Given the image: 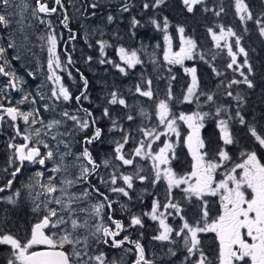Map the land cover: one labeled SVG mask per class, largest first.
I'll list each match as a JSON object with an SVG mask.
<instances>
[{
    "label": "snow or ice",
    "instance_id": "1",
    "mask_svg": "<svg viewBox=\"0 0 264 264\" xmlns=\"http://www.w3.org/2000/svg\"><path fill=\"white\" fill-rule=\"evenodd\" d=\"M181 4L190 14L198 7L216 18L225 13L222 5L209 7L206 0ZM233 6L243 31H250L251 22L264 41V0L255 4L234 0ZM69 7L78 19L99 20L85 35L88 47L98 48L97 63L125 78L141 68L138 82L126 90L116 83L101 89L99 116L84 106V101L94 102L89 80L79 68L78 95L61 75L66 72L75 82L69 70L75 66L71 52L65 48L62 59L58 51L63 40L59 28L68 30V42L77 39L70 28ZM167 7L169 0H0V33L7 35L0 36V77L5 78L0 84V133L11 129L5 145L10 155L2 170L10 178L0 184V204L11 206L0 209V248L7 250L0 264H264V162L258 155L264 149V112L249 119L246 94L236 90L257 86L249 53L241 43L244 37L224 23L207 26L215 49H226L228 60L221 69L215 63L219 52L209 49L211 55L206 56L182 24L175 25L180 44L178 51L173 50L169 32L173 24L162 15ZM125 17L128 31L114 30L104 39L105 30ZM146 26L162 34L163 46L157 43L149 52L144 44L135 48L121 43L125 36L134 39ZM94 35L99 38L89 42ZM35 42L47 52L46 68L39 66L50 85L46 92L44 84L28 91L24 77L12 67L13 60L32 52ZM108 49L118 59L110 58ZM9 50L15 53L11 58ZM145 55L155 77L145 74ZM239 56L244 57L242 62ZM93 59L89 55L85 62ZM196 59L218 78L215 90H206L195 65L186 66V61ZM176 66L188 77L179 94L173 86ZM228 70L239 78H229ZM27 75L36 78L34 71ZM160 81L165 82L163 89ZM177 104H194L196 110L176 113ZM208 119L216 122L219 132L214 146L201 136ZM181 124L188 129L183 137ZM240 131L250 143L236 159L231 149L240 142ZM97 144L111 148L102 161L94 155ZM181 144L191 156L186 171L174 165L180 160ZM26 164L39 168L15 188ZM161 185L163 193L157 190ZM145 196L151 197L146 209ZM25 210L31 220L25 218ZM20 219H25L23 226ZM146 220L155 225L151 242L159 245L151 256L142 243ZM208 234L214 236L211 250L205 241Z\"/></svg>",
    "mask_w": 264,
    "mask_h": 264
},
{
    "label": "rangeland",
    "instance_id": "2",
    "mask_svg": "<svg viewBox=\"0 0 264 264\" xmlns=\"http://www.w3.org/2000/svg\"><path fill=\"white\" fill-rule=\"evenodd\" d=\"M170 1H175V0H170ZM176 1H178V0H176ZM28 2L31 3V2H33V0H28ZM113 2H117V0H113ZM207 2H208V0H206V3ZM250 2L255 4V0H250ZM215 5H217V7L222 5L225 8V13L222 14V17L214 18V16H212L211 13L205 14L204 12H200L201 7H198L196 12L192 13V14H194L192 16H194L196 18L198 12H200L201 16H203V15L205 17L212 16L210 18V20L212 22L208 26H214L217 22L224 23L225 25H228V26H232L238 32V34H241L244 37L241 43L246 48V50H247V48L249 49V50H247L248 53H249V57H248L249 61H250V59L253 60V58H256V64H257L256 66H258L260 69H261V66L264 67V50H263V52L261 54V52H256L255 49H250L249 47L246 46L247 43H251L253 41L256 43V40L257 41H261L263 43H264V41H262L258 37V34L255 35V38H256V40H255V38L251 34V30L249 32H247V33H245L243 31V27L244 26L240 23L238 17L235 15V9H234V6H233L234 5V0H216L215 1ZM174 13L178 16V18H177L178 23H173L172 22L173 27L169 29V32H170V34L173 37V50L178 51L179 50V44H180V38H179V34L175 30V25H177V24H182L183 26L186 25L187 26L186 30H193L192 29L193 24H192V22H188L187 21L188 13L183 9L182 5H180V6L178 5L177 6V3H176L175 12ZM70 14H72V16H73L74 24H79V25L76 26V28L82 34V39L80 38V40L83 42L84 45H88V43L85 42L86 32L90 31L91 28H94L96 26V24L99 23V20L96 19V18H93L91 21H84V20L78 19L76 17V15H75V9L74 8L71 9ZM205 17H203V18H205ZM190 18H192V17H190ZM221 18H223L224 20H219ZM52 19L55 20V17H53ZM200 19H199V21H200ZM198 23L199 22H197V24ZM82 25H84V26H82ZM251 27H253V26L251 25V22H249V28L251 29ZM114 30H120L122 34L126 33L128 31V20H126L124 18L122 22L109 26V28L105 30L106 34H105V36L103 38L104 39H108V34L111 31H114ZM59 31L63 33L62 27L59 28ZM145 31H148V32H145ZM0 36H3L4 39H7L6 33H0ZM67 37L68 36L63 33V40H61L60 46L58 48V51L60 52L62 59H64V53H62L63 52L62 45L64 43V39H66ZM97 38H99V37L95 36V35L91 36L89 38V42L94 43V40L97 39ZM233 39L234 38H228V42L232 43ZM196 40H197L198 44L201 46L199 50L203 51L206 54V56H210L211 55V53H209V51H208L209 49H211L212 52H219L220 54L221 53L226 54V49H224L223 51L215 49L214 44H213L210 36L207 34L206 30H204V35L199 36L198 39H196ZM2 43H3V40H0V44H2ZM71 43L72 44H69V48L70 49H72V48L76 49L77 45L73 44L74 42H71ZM121 43H124L126 46H131V47H135V48H139L141 46V44H144V45L148 46V51L151 52L152 49L155 47V45L157 43H159L161 46H163L164 42H163V38H162V34L161 33L155 31L150 26H146V27H143V28H140V29L137 30V36L134 39L129 40L127 38V36H125V39L123 41H121ZM221 43H222V46H223V41ZM80 46H78V48H77L79 54H81V52H83V51H85V53L82 54V57L79 55V59L78 60L75 59V61L78 62L80 67H83V69H84L85 65L88 64V67L86 68V71L93 77L92 80L96 84L94 86V88L93 87L89 88V95H90V98H91V94H92L93 97L91 98V100L94 103L89 104L88 101H84V106L85 107H90V108H93V109H97L96 105L99 103V100L97 98L102 96L101 89L104 88L106 84L116 83V84L120 85L123 89L126 90L132 84L138 82L139 75H140V72H141L140 66H138L137 69L134 70L129 77H127V78L121 77V76H119V74L115 73V70L112 69L110 66L100 65L99 63L96 62L97 58L99 57V52H98V48L97 47H95V46H93L92 48L88 47L89 51H86L84 48H80ZM33 52L35 53V55L32 54ZM90 52L95 53V55L91 54ZM254 52H256V53H254ZM254 54H258V56L254 55ZM8 55H9V58H11L13 55H15V53L12 50H9ZM89 55L93 56L94 59H93V61L91 63H86L85 62L86 61V57L89 56ZM108 55L112 59H118L117 56H116V53H115V51L113 49H108ZM22 56H23V58L20 61L13 60L12 67L16 71L17 75L24 77V79L26 81V89L28 91L35 92L37 90L38 86L44 84L45 85L44 86V91L46 92L47 91V87L50 86V85H48L47 82L45 81V75H44L43 72H41V69L39 67L40 65H44L45 68H46V60H47V52H46V50L45 51H41V49L39 47V43L35 42V47L32 49V52H29V53H26V54H22ZM157 56L162 59V52H160L159 49H157ZM257 57H259L260 60H258ZM144 59L146 61L145 74L146 75L147 74H151L153 77H155L156 73L153 71V67H152V64L150 62L149 56L145 55ZM243 59H244L243 56H239L238 57V60L241 61V62L243 61ZM196 60H197L198 63L202 62V61H199L198 59H196ZM196 60L186 61L185 64L187 66L188 64L193 63ZM227 60H228V57H227ZM197 69H198V75L200 76L199 67H197ZM260 69L256 70V72H258V71L261 72L262 70H260ZM29 70L34 71L36 73V78L35 79H33L32 77H29L27 75V72ZM174 72L176 73V75H177V73H181L182 74L180 76H177V80L173 82L174 88L178 87L180 92H181L182 89L184 88V85H185L186 81L188 80V77L185 76V74L183 73V70L179 66H176L174 68ZM61 75H63L65 84L70 87V89L72 90L74 95L76 93H79L78 86L73 84V83L76 84V82H73V80L68 77L66 72L61 73ZM72 75H73V77H75V80H76V76H75V74L73 72H72ZM162 75H166V73H162ZM233 75H235L237 78H239L238 73L234 74V73L231 72V77ZM3 81H4V79H2L0 77V84H2ZM259 82H261L263 84V86L262 87L258 86V89H257L258 95L256 97V101L261 104L260 105L261 109L264 110V108H263L264 107V79H261ZM158 87L160 89H163L165 87V82L164 81H160L159 84H158ZM246 90L248 91L247 88H246ZM180 92H178V93L176 92V93L179 94ZM13 96L16 99H19V94L17 96H15V95H13ZM141 99H143V98H141ZM129 101L130 102H134V100H133V98L131 96H129ZM71 106L72 107L75 106V102L74 101H73ZM145 106L147 107V104ZM176 108H177V105L174 107L173 111L176 112V113H179L180 110L179 109L176 110ZM44 115H45L46 118H51L48 113H44ZM96 115L99 116V110L98 109H97ZM258 116H259V114H258ZM101 123H102V126H106L107 122L106 121H102ZM204 128L201 129V132L204 131ZM180 131H181L182 137L186 136L187 132H188L187 126L181 124ZM162 139H164V138L162 137ZM173 139H175V137H173ZM103 145L105 147L109 148V149H107L106 152H104V149H102L101 145L98 144V147H97V148H99V150H98V160H100V161H102L105 158L106 155L110 154V151H111L110 145H108V144H103ZM100 148L102 149V151H101ZM177 151H178L179 155H180V153H183V154L187 153V155L189 156V159H191V156L188 153V150H187L186 146L181 144L178 147ZM102 152H103V154H102ZM236 152H238L237 155H236L237 156L236 159H239L240 150L236 151ZM37 168H39L38 165H36V166H28L26 168L25 173L21 176V179L19 181L20 187H21V185L23 183H25L28 180V177L31 176L33 174V172ZM179 170H184V167L183 166H179ZM142 188H143V186H141V185H139V183H137V189L141 190ZM157 190L160 193H163V186L162 185L158 186ZM149 191H152V189H149ZM148 197L149 196H145V200H147ZM145 200H144V203H145ZM150 203H151V199L149 201V204L146 205L145 209L150 205ZM137 210H139V208H137ZM117 213L121 215V213L119 211H117ZM30 215H31V213H30ZM146 223L147 224H153V222L148 221V220H146ZM146 230H147V228L145 229V232H146ZM148 230L151 231L150 228ZM208 235H211V234H208ZM146 237H147V235H146ZM149 238H150V241L148 239L147 244H148V250H149L150 256H151L152 252L159 250V245L155 244V242H151V237H149ZM205 241H206V243L209 246H211L213 244L212 241H214V240L205 237ZM177 264H179L178 261H177Z\"/></svg>",
    "mask_w": 264,
    "mask_h": 264
},
{
    "label": "trees",
    "instance_id": "3",
    "mask_svg": "<svg viewBox=\"0 0 264 264\" xmlns=\"http://www.w3.org/2000/svg\"><path fill=\"white\" fill-rule=\"evenodd\" d=\"M215 1L216 0H208V2H207L208 6L209 7H217V5H215ZM176 3H177V6L178 5L179 6L182 5L181 4V0H178V1H176V0L175 1H170L169 0V7L165 8L164 11H163V13H162V15H167L169 17V19L171 20V22H173V23H178V20H177L178 16L174 13L175 12ZM217 8H219V7H217ZM70 12H71V9H69V14H70ZM200 12H203L202 11V8L200 9ZM70 15L72 16V14H70ZM203 17H205V16L204 15L201 16V13H200L196 18L194 16H192V18H190V17L187 18V21L188 22H192V24H193L192 29L193 30H186V35L192 36L195 39H198L199 36L204 35V30H206L205 28L208 25H210L211 22H212L210 20V18L212 16H208V17H205V18H203ZM214 18H216V17H214ZM199 19H200V21H199ZM219 20H224V19L221 18ZM197 22H199V23L197 24ZM77 25H79V24H74L73 19H72V21L70 23V28L75 33H77V39L75 41H71V42H74L73 44H76L77 45V48H78V46L83 45V46L87 47V49H88V45H84L83 42L80 40V38L82 39V34L76 28ZM250 30H251L252 36L257 35V33L255 32L254 28H251ZM62 31H63V33L65 35L69 36V32H68L67 29H63L62 28ZM145 32H147V31H145ZM71 42H68V37L66 39H64V43L62 45V48H63V52L62 53H64L65 52V48H67L68 51L71 52L72 57H73V60L75 61V59H77V60L79 59V55L81 56V54H78L76 52L77 48L76 49H73V48L70 49L69 48V44H72ZM254 43H255L254 41L251 42V43H247L246 46L249 47L250 49H255L256 52H261V54H262V52L264 50V43L261 42V41H257V40H256V43L255 44ZM247 50H249V49L247 48ZM87 51H89V50H87ZM256 52H254V53H256ZM90 53L93 54V55H95V53H93V52H90ZM254 55H258V54H254ZM257 59L260 60L259 57H257ZM254 61H256V60L254 59ZM76 64H77L80 72H82L85 75V77H87V79L89 80V88L90 87H93L94 88V86L96 84L92 80L93 77L88 72L87 73L83 72L81 70L80 65L75 61V67H71L72 69H70V70L75 74L76 79L77 80H80L79 73L76 72V68H77ZM193 65H195L196 67H199L200 77L202 79V85L206 87V90H207V88H212L213 90H215V86L218 83V78H216L213 74H211L209 72H205V63L204 62H199L198 63L197 60H196L195 62L190 63L187 66L190 67V66H193ZM254 68H256V67H254ZM254 71H255L254 80H255V83L257 85L256 88L255 89H248V91H247L246 90V86L241 85V86H239L238 89H236V90L242 91V93L246 94V98H247L246 114H247V117L249 119H251L252 115L258 116V114L264 112V110L261 109V106H260L261 104L256 101V97L258 95V91H257L258 86H261V87L263 86V84L261 82H259V81L261 79H264V68H263V72L262 71L261 72L258 71L259 72L258 73V72H256L255 69H254ZM180 75H182V74L181 73H177V76H180ZM227 76L229 78H231V73L229 71L227 72ZM77 86H80L81 87L82 86V81H79V83H78ZM174 90L177 93L180 92V90H179L178 87H175ZM92 97L93 96L91 94V98ZM221 99L222 100H227L228 98L221 97ZM230 102L233 105L235 104V102H233V101H230ZM178 109L180 111L190 112V111L196 110V106L194 104L193 105L177 104L176 110H178ZM95 110L97 112V109H95ZM205 110H207V109L205 108ZM237 128H239V126H237ZM202 136H203L206 144L211 143L212 146L215 145V143L218 140L219 132H218V129L216 127V122L214 120H212V119L206 120V122H205V128H204V131H203ZM239 139H240V142L237 145L233 146L232 149H231V151H232V153H233V155L235 157H237L236 155L238 153L236 151L243 150L244 147L247 146L250 143L249 139L247 138V136H245V134L243 133V131H240L239 132ZM97 147H98V144L94 146V155H96L97 158H98V150H99V148H97ZM101 147H102V149H104V152H106V150L109 149V148L105 147L104 145H101ZM102 149H101V151H102ZM102 154H103V152H102ZM263 154H264V151H263ZM179 156H180V160H179V162H175L174 163L175 167L179 170V166H183L184 167V171L188 170L191 159H189V156L187 155V153H184V154L183 153H180ZM0 169H1V166H0ZM1 181H2V179H1V170H0V182ZM14 187L17 188V185H14ZM148 198H149V200H147V202L144 203V207H146V205L149 204L148 201H150L151 197H148ZM213 204H214V202H213ZM4 207L11 208L10 205L6 206V205L0 204V209H2ZM139 207L140 206H137V208H139ZM117 208H118V205H117ZM25 211L27 212V210H25ZM116 215H117V217H120L121 216L118 213H116ZM21 216H24V213L23 212L21 213ZM25 218L28 219V220H31L32 219L29 212H27V215H26ZM24 223H25V219H20V225L23 226ZM154 227H155V225H153V224H147L146 223V228H147L146 235H147V237L145 235V238L142 241V243H144L147 248H148L147 241H148V239L150 241V238L149 237H151L154 234V232H153ZM149 228L151 229V231L148 230ZM206 237L213 239V237L211 235H208ZM132 238L133 239H136L137 238V233L136 232H133L132 233ZM212 242H214V241H212ZM212 247H214V243L210 246V249L209 250H211ZM6 254H7L6 246L3 247V248H0V260H2L3 257L6 256Z\"/></svg>",
    "mask_w": 264,
    "mask_h": 264
},
{
    "label": "flooded vegetation",
    "instance_id": "4",
    "mask_svg": "<svg viewBox=\"0 0 264 264\" xmlns=\"http://www.w3.org/2000/svg\"><path fill=\"white\" fill-rule=\"evenodd\" d=\"M117 2H118V0H117ZM182 7H183V5H182ZM69 9H72V7H69ZM198 14H199V12H198ZM198 14H197V16H198ZM192 15H194V14H190V13H188V17H192ZM196 15V14H195ZM196 16V17H197ZM125 19L126 20H128L126 17H125ZM184 27H185V29H187V26L186 25H184ZM251 28H253V27H251ZM148 32V31H147ZM254 38H255V36H253ZM180 38V37H179ZM255 40H256V38H255ZM80 48H84L86 51L88 50L87 49V47H85V46H83V45H81L80 46ZM76 52L79 54V52H78V49L76 50ZM83 53H85V51H83V52H81V57H82V54ZM258 56V55H257ZM255 57V56H254ZM254 59L256 60V58H253V60H251L250 59V63H252L253 64V67H256V68H254L255 70H259L260 68L258 67V66H256L257 64H256V61H254ZM227 62V55L226 54H224V53H219V55L217 56V59H216V61H215V63H216V65L218 66V67H220L221 69H223V66H224V64ZM78 63V62H77ZM207 64H205V72H209V73H211L212 74V72H211V69L208 67V65L206 66ZM263 65V64H262ZM76 66H77V64H76ZM75 67V66H74ZM88 67V64L87 65H85V67H84V69H83V67H81V70L83 71V72H85V73H87V71H86V68ZM77 68H78V66H77ZM262 68H264V67H262L261 66V70H262V72H263V69ZM70 69H72V68H70ZM69 69V70H70ZM71 71V70H70ZM230 73H231V71L230 70H228ZM72 72V71H71ZM2 79H5V78H3V77H1ZM79 81H81V80H75V82H76V84L75 83H73L74 85H78V83H79ZM79 93H76L75 95H78ZM13 95H15V96H17L18 94H16V93H13ZM11 133V129H8L7 127H5V130L3 131V133H0V165H1V179H2V181L0 182V184H2L4 181H5V179L6 178H10V177H8L7 176V174L6 173H4L2 170L5 168V167H7V158H8V156L10 155V153L8 152V150L6 149V141H7V138H8V135ZM202 134H203V131L201 132V136H202ZM263 151H264V149H261V150H259L258 151V155L260 156V158H261V160H262V162H264V154H263ZM28 166H33V165H28V164H26L25 165V168H24V170L22 171V174L21 175H19L18 177H17V179H16V182H15V185H17V188H19L20 187V184H19V181H20V179H21V176L25 173V170H26V168L28 167ZM149 198H147V200H148ZM147 200H145V202H147ZM149 202V201H148ZM214 202V204L212 205L213 206V208L215 209V207H216V204H215V201H213ZM211 236L213 237V239L212 240H214V236L211 234ZM211 239V238H210ZM214 243V242H213ZM149 255H150V252H149Z\"/></svg>",
    "mask_w": 264,
    "mask_h": 264
}]
</instances>
